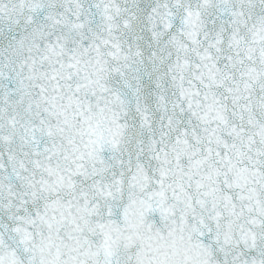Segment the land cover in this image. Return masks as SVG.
Masks as SVG:
<instances>
[{"label": "snow or ice", "instance_id": "obj_1", "mask_svg": "<svg viewBox=\"0 0 264 264\" xmlns=\"http://www.w3.org/2000/svg\"><path fill=\"white\" fill-rule=\"evenodd\" d=\"M0 264H264V0H0Z\"/></svg>", "mask_w": 264, "mask_h": 264}]
</instances>
